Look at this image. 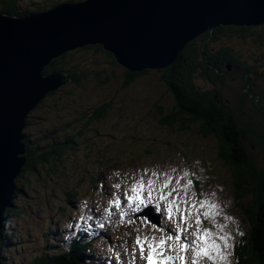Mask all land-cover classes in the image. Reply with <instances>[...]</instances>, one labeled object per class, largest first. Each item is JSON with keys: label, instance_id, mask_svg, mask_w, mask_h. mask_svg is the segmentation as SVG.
I'll return each instance as SVG.
<instances>
[{"label": "rangeland", "instance_id": "374dc122", "mask_svg": "<svg viewBox=\"0 0 264 264\" xmlns=\"http://www.w3.org/2000/svg\"><path fill=\"white\" fill-rule=\"evenodd\" d=\"M28 1L23 0L25 7ZM53 1L47 0V4ZM260 27L253 31L254 35H246L245 39L234 36L229 43L226 40L229 38L223 37L224 41L213 43L209 40L206 44L213 50L228 43L239 51L244 60L251 63L258 61L257 68L264 67V56H261L264 55V44L258 43L262 41L257 36L262 35L264 42V25ZM73 52L76 53L67 59L65 69L75 66L78 72L104 71L101 74L111 81L103 84L89 75L79 86L71 80L58 91L50 93L51 97L48 95L28 116L29 125L23 132L34 142L33 147L48 152L56 148L53 145L62 144L65 140L70 142L73 139L74 144H68L73 149L66 155L49 158L44 167H39L36 172L28 171L23 178H19L18 186L22 193L13 200L17 213L10 214L5 225V235L10 242L3 251L7 263L28 264L40 255L67 249L69 243L62 244V241L69 242L79 232L93 236V233L101 231L106 237L95 243L92 264H122L117 256L126 258L125 244L134 242L135 234L173 236L177 232L165 233L166 226L175 231L180 224L185 229L184 235L189 244L204 243L202 237L208 232V241L217 244L224 255V259L218 260L213 252V260L199 257V261L204 264H233L234 245L249 234L250 225L237 209L232 186L233 170L220 157V140L203 137L198 126L180 130L179 124L174 128L163 125V121L176 110L174 97L167 90L162 71L151 70L126 86V70L115 66L107 57L95 54L86 47L69 53ZM203 69L196 73L195 85L205 90L213 89L212 84L206 81L207 71ZM227 69L230 74L225 79L227 86L224 85L219 94L234 99L245 79L236 68L229 66ZM253 74L251 81L259 97L255 109L261 116L264 75L253 77ZM252 97L251 94L240 99L241 104L246 103L250 113ZM107 104L112 107L107 111L106 119L91 120ZM241 104L236 102L239 114H242ZM252 120L256 122L257 118ZM239 121L241 119L236 122ZM250 150L254 154L257 152L256 147H250ZM43 151L41 153H45ZM105 152L119 161L108 163L111 162L109 159L102 160L101 155ZM97 179L99 181L95 184ZM108 185L110 190H107ZM141 185L147 194L150 187L153 189L151 202L159 205L154 212L161 219L162 227L158 228L143 218H135L110 228L114 222L107 218V200L115 203V199L130 195L134 186L140 188ZM198 201L207 203L201 205ZM193 203H196L195 209ZM93 209H96V215H92ZM206 212L209 215L205 216ZM197 213L201 219L200 226L193 218ZM185 214L188 223L183 219ZM58 231L67 234L59 239ZM225 244L230 247H224ZM189 252L196 253L192 249ZM132 258L136 261L135 255ZM140 262H145V259L140 258Z\"/></svg>", "mask_w": 264, "mask_h": 264}, {"label": "water", "instance_id": "95a60500", "mask_svg": "<svg viewBox=\"0 0 264 264\" xmlns=\"http://www.w3.org/2000/svg\"><path fill=\"white\" fill-rule=\"evenodd\" d=\"M262 25L264 0H84L25 17L0 15V241L27 163L28 116L71 81L62 72L43 73L54 60L98 45L130 73L162 71L222 26ZM259 75L264 67L254 71Z\"/></svg>", "mask_w": 264, "mask_h": 264}, {"label": "trees", "instance_id": "16d2710c", "mask_svg": "<svg viewBox=\"0 0 264 264\" xmlns=\"http://www.w3.org/2000/svg\"><path fill=\"white\" fill-rule=\"evenodd\" d=\"M61 3H63V0H54L51 4H47V0H29L28 6L25 7L23 0H0V15L7 14L25 17L49 11ZM257 28L222 26L212 34H205L190 43L172 66L162 70L163 81L167 90L174 97L176 110V113L174 112L173 115L163 121V125L174 128L176 124H179L180 130H188L189 126H198L200 128L199 133L203 137L218 138L222 143L220 157L225 159L232 167V186L235 200L238 203L237 209L242 212L245 220L250 225L249 234L234 245L233 264H264V106H262L260 116L255 109V107H258L256 101L259 97L257 96L254 82L251 81L252 74L258 67V61L251 63L244 60L239 51L237 52L235 48L228 46V43L211 50L206 42L209 40L213 43L224 41L228 37L229 39L226 40L230 43L234 36H240L241 39H245L246 35H254L255 32L253 31H256ZM257 36L259 41H262V43H258L263 45V36ZM198 42L201 43V46L198 45ZM86 49H92L95 54L107 57L115 66L120 67L116 63L114 56L105 52L101 46H88ZM75 53L62 55L53 61L43 73L49 75L53 72L64 71L79 86L89 75L103 84H108L111 81L109 77H104L101 74L104 71L78 72L75 66L65 69L67 59ZM229 66L236 68L245 79L242 89L236 91L237 95L234 99H229L225 95L219 94L220 89L224 85L227 86L225 79L230 76L227 69ZM203 68L207 71L206 78L208 80L204 79L212 84L213 89L205 90L195 85V75ZM149 72L130 73L126 71V86H130L138 78L149 74ZM241 90L242 97L239 95ZM251 94L253 95V100H251L250 104L252 113L248 110L245 102L240 103V99L251 96ZM237 101L238 105L241 104L239 108L242 110V114L237 111ZM111 107L110 104H107L104 109L93 115L91 120L104 121L107 111ZM252 118H257L256 122ZM237 119H241V121L244 119V122L239 121L237 123ZM28 125L29 119L27 120V127ZM25 138L27 163L19 178H23L28 171L36 172L39 167H44L45 163L50 160L49 158L56 159L66 155L73 149L68 144H74L73 139L70 142L65 140L62 144L53 145L56 148L45 152L40 147H33L34 142L29 140L28 135H25ZM253 146L256 147V154L250 150V147L251 149L254 148ZM41 151L45 153H41ZM114 157L109 152L101 155L102 160L109 159L111 161L108 163H117L119 161L114 159ZM111 169H113L112 166ZM19 178L16 180L18 189H16L15 198L19 193H22V189L18 186ZM99 179L95 180V184ZM13 206L6 211L5 217L7 221L10 214L12 216L17 213L14 211ZM5 225L6 223L2 233L0 264H8L3 257V250L8 248L10 244L9 238H6L5 235ZM90 253H93V245L91 243L84 245L76 240L74 245L67 249L62 248L55 252H48L28 264H92L89 260Z\"/></svg>", "mask_w": 264, "mask_h": 264}, {"label": "snow or ice", "instance_id": "6c2138e0", "mask_svg": "<svg viewBox=\"0 0 264 264\" xmlns=\"http://www.w3.org/2000/svg\"><path fill=\"white\" fill-rule=\"evenodd\" d=\"M189 186H191V181L188 182ZM143 188V185L140 186V188H133L132 191L134 193H136V195L129 197V199L131 201H133L134 203L139 201V203L137 204V207L134 209V211L136 212H141L144 209H147L146 212H144V215L147 217L149 215V213H151L154 210H158L159 209V205H155L151 203V196H152V191L153 189L150 187L149 188V192H148V201L146 202L144 199L141 198L140 196V189ZM161 199H163V196H161ZM185 204L188 203L187 199H185L184 201ZM197 203L203 205L207 202L204 201H198ZM151 205V206H150ZM192 207L195 209L196 208V203H193ZM209 207H211V205H209ZM185 213H187V209H185ZM171 207L169 208V218L171 219ZM209 215L207 212L205 213V216ZM195 219V224L197 226L201 225V219L199 218V214H195L194 217ZM183 219L185 220V223H188V217L185 214L183 216ZM209 233L205 232L204 237H202V239L204 240V245L203 247L196 245L193 248L192 244L189 243H181L180 244V248L179 251L184 252L185 255L182 256H165L164 255V247H165V243L166 240L167 241H176L179 242L180 241V237L179 236H167L166 239H161L159 242L158 247L154 244L149 245L150 247V253L147 256H144V247L141 244V242L139 240H137V244H141L140 247V252H141V258L142 259H146L147 260V264H170V262L174 261V260H180L181 264H188L187 261V256L186 253L189 249H192L193 251L196 252V257H205L206 259H208L209 261L213 260V255L212 253L215 252L216 256L215 258L218 260H222L224 259V255L223 253L220 251V247L215 244V243H210L207 239ZM226 239V238H224ZM145 241H147V238H145ZM224 247H230L229 245L225 244ZM159 249V250H158ZM192 264H197V261L194 259Z\"/></svg>", "mask_w": 264, "mask_h": 264}, {"label": "bare ground", "instance_id": "6f19581e", "mask_svg": "<svg viewBox=\"0 0 264 264\" xmlns=\"http://www.w3.org/2000/svg\"><path fill=\"white\" fill-rule=\"evenodd\" d=\"M260 76V75H259ZM43 101H45V100H43ZM27 128V127H26ZM18 189V188H17ZM105 189V188H104ZM102 190V189H101ZM107 190H110L109 189V185L107 186ZM17 195V194H16ZM121 199V198H120ZM156 202V201H155ZM152 204H154V203H152ZM151 206V205H150ZM177 228V227H176ZM175 231H177V229L175 230ZM174 231V232H175ZM184 235V234H183ZM3 239V238H2ZM2 241V240H1ZM1 241H0V247H1ZM75 242V241H74ZM74 242H72V244L74 245ZM146 244H144L143 246H145ZM0 251H1V248H0ZM4 251V250H3ZM136 256V264H144L145 262H143V263H141L140 262V258H141V252L140 251H136V252H132L131 254H130V258L133 260V256ZM144 256H145V252H144Z\"/></svg>", "mask_w": 264, "mask_h": 264}, {"label": "clouds", "instance_id": "9594fccd", "mask_svg": "<svg viewBox=\"0 0 264 264\" xmlns=\"http://www.w3.org/2000/svg\"><path fill=\"white\" fill-rule=\"evenodd\" d=\"M80 2H81V1H80ZM66 3H67V2H66ZM76 3H77V2H76ZM52 9H53V8H52ZM50 10H51V9H50ZM14 16H15V15H14ZM120 67H121V66H120ZM121 68H122V67H121ZM123 69H124V68H123ZM67 76H68V75H67ZM68 77H69V76H68ZM71 80H72V79H71ZM41 104H42V103H41ZM41 104H40V105H41ZM37 108H38V107H37ZM37 108H36V109H37ZM27 120H28V119H27ZM26 127H27V123H26ZM24 135H26V134L24 133ZM25 140H26V138H25ZM25 144H26V142H25ZM26 145H27V144H26ZM14 199H15V198H14ZM14 199H13V200H14ZM12 206H13V202H12ZM6 222H7V220L5 221V223H6ZM3 228H4V227H3ZM2 233H3V231H2Z\"/></svg>", "mask_w": 264, "mask_h": 264}]
</instances>
